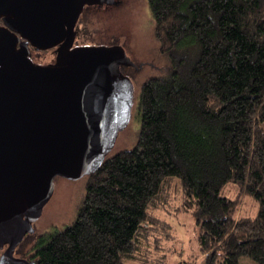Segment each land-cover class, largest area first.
Returning a JSON list of instances; mask_svg holds the SVG:
<instances>
[{
    "label": "trees",
    "instance_id": "trees-1",
    "mask_svg": "<svg viewBox=\"0 0 264 264\" xmlns=\"http://www.w3.org/2000/svg\"><path fill=\"white\" fill-rule=\"evenodd\" d=\"M167 66L140 85L133 148L87 175L73 220L37 238L34 264H128L170 176L202 264H264V0H146ZM236 183L256 203L236 216Z\"/></svg>",
    "mask_w": 264,
    "mask_h": 264
},
{
    "label": "water",
    "instance_id": "water-1",
    "mask_svg": "<svg viewBox=\"0 0 264 264\" xmlns=\"http://www.w3.org/2000/svg\"><path fill=\"white\" fill-rule=\"evenodd\" d=\"M92 1L0 0V264L19 262L13 249L33 232L54 179L96 171L130 120L134 87L120 67L133 62L124 49L70 48ZM28 44L58 45L54 63H33Z\"/></svg>",
    "mask_w": 264,
    "mask_h": 264
},
{
    "label": "rangeland",
    "instance_id": "rangeland-1",
    "mask_svg": "<svg viewBox=\"0 0 264 264\" xmlns=\"http://www.w3.org/2000/svg\"><path fill=\"white\" fill-rule=\"evenodd\" d=\"M90 30L106 28L125 41L128 58L141 66L140 69L126 68L134 87L131 117L128 125L121 130L109 153L134 147L140 129V114L137 107L138 91L141 83L167 66L160 54L154 37V22L146 0H121L120 4L93 17ZM33 58L47 62L53 58L44 51ZM123 72V71H122ZM125 74V72H123ZM87 177L70 180L62 177L54 179V189L50 199L42 208L40 216L32 223L33 232L25 244L33 245L38 237L70 223L83 196ZM161 195L148 208V222L135 256L128 264H202L204 255L198 244V228L191 211L184 209V193L180 179L170 176L163 184ZM221 194L237 200L236 216H253L257 203L236 183L228 182ZM27 234V233H26ZM25 234V235H26ZM3 250V249H2ZM1 253V252H0ZM239 264H257L247 257H240Z\"/></svg>",
    "mask_w": 264,
    "mask_h": 264
},
{
    "label": "flooded vegetation",
    "instance_id": "flooded-vegetation-1",
    "mask_svg": "<svg viewBox=\"0 0 264 264\" xmlns=\"http://www.w3.org/2000/svg\"><path fill=\"white\" fill-rule=\"evenodd\" d=\"M121 0H96L92 1L93 3H84L83 6L80 9V12L76 18V21L73 26V36H72V43L70 48H75V47H80V46H112V45H120L126 55H129L128 48L126 46L125 41L121 40V37L109 32L106 28L103 29H94L90 30L91 25L93 24V17H98V14L100 12H103L105 10H108L109 8L115 9L120 4ZM0 24H3L2 18H0ZM22 40V38H21ZM65 39H63V42ZM62 42V41H61ZM58 48V45H55L53 47H50L48 49L44 50H38L32 47L30 44L27 45V50H28V56L32 60L33 63L35 64H51L54 63L55 61V55H56V49ZM44 51H49L52 55L53 58L51 60H48L47 62H41V60H35L33 58V53L36 54L37 56L41 55L42 53H45ZM142 66V65H141ZM139 64H134L129 65V66H121V70L125 72V75L129 76L130 72L126 68L130 69H135L138 70L141 68ZM29 233L24 235L23 239L14 247L13 249V256L17 259H20L19 262H11L5 260L4 263L2 264H27V262H32V246L30 244H25L27 240H30L28 236ZM5 249V247L0 248V252ZM0 253V254H1Z\"/></svg>",
    "mask_w": 264,
    "mask_h": 264
}]
</instances>
